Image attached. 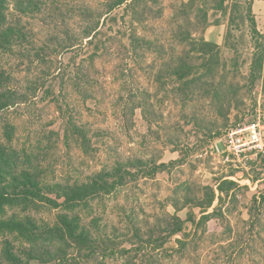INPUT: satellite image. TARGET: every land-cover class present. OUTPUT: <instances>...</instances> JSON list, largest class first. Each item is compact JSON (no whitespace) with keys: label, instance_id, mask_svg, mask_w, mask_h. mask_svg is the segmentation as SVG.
<instances>
[{"label":"rangeland","instance_id":"374dc122","mask_svg":"<svg viewBox=\"0 0 264 264\" xmlns=\"http://www.w3.org/2000/svg\"><path fill=\"white\" fill-rule=\"evenodd\" d=\"M106 1L44 0L39 11L23 17L10 6L8 19L21 21L25 36L0 52V68L19 97L18 104L0 113V140L5 143L4 126L11 125L9 145L30 160H23L25 167L39 168L44 182L82 183L117 163L148 164L126 185L78 210L91 233L102 232L114 250L90 259L73 254L70 260L264 264V153L255 156L250 146L237 147L247 143L246 132L228 143L229 133L257 123L259 113L264 137V82L249 78L255 42L243 22L250 10L264 36V0H216L224 2L226 14L209 1L201 5L206 21L195 10L183 9L188 0H136L129 9L121 6L109 14ZM231 5L236 6L233 14ZM82 8L91 20L80 13ZM91 21L98 27L87 38ZM186 32L219 48L214 78L207 79L222 84L217 92L225 100L221 112H226V98L235 99L228 119L218 115L219 104L206 87H182L170 76L167 64L188 50L179 39ZM130 35L150 44L131 46ZM205 71L197 64L194 73ZM72 124L85 129L87 152ZM152 164H163L164 170L148 176ZM223 181L234 186L219 201L217 187ZM212 191L214 202L204 214L197 207L175 212L169 204L176 198L205 206ZM57 213L40 206L31 214L53 224ZM175 214L183 221L190 215L194 223L169 238L168 223Z\"/></svg>","mask_w":264,"mask_h":264},{"label":"trees","instance_id":"16d2710c","mask_svg":"<svg viewBox=\"0 0 264 264\" xmlns=\"http://www.w3.org/2000/svg\"><path fill=\"white\" fill-rule=\"evenodd\" d=\"M44 0H0V52L6 53L13 46L24 39L25 29L21 21L10 22L7 11L12 6L13 11L20 17L29 16L40 10ZM209 1L217 3L216 0H188L182 3L186 12L195 10L197 16L202 14L206 21V11L201 5L206 6ZM136 0H107L103 4L106 14L114 9L125 6L129 9ZM218 9L227 13L224 2L220 1ZM232 14L236 12V6H232ZM80 13L84 16H92L88 9H81ZM233 21V19H232ZM231 21V22H232ZM248 23L252 40L255 42V51L252 55L250 64L249 78L252 82L262 80L261 74L264 59V36L261 35L256 23L249 10L243 22ZM91 21L89 30L86 31L87 38L97 30L98 24ZM233 23V22H232ZM181 27V26H180ZM179 27V29H180ZM230 31L228 32V37ZM181 43L188 47L184 55L176 61L170 60L167 69H171V77H174L182 87L190 88L197 84L209 90L212 102L219 104L218 115L228 119L235 99L226 98V112H221L220 106L225 102L223 97L218 95V90L222 84L216 86L207 77L214 78L215 66L219 62V48L216 44L206 41L204 38H194L189 32L179 36ZM131 46L141 42L149 45L145 40L130 35ZM197 64L201 68L207 69L201 75L194 73ZM11 77L0 68V113L18 104L19 97L10 88ZM72 133L78 139L82 149L87 152L90 147L86 143L87 134L85 129L76 124H72ZM3 137L5 143L0 140V264H75L70 260L73 254L81 258L90 259L96 253H105L114 250L115 244L110 243L102 232L96 231V237L86 227L81 215L78 213L80 208L87 209L89 201L96 196L109 195L118 187L126 185L138 171L147 167L148 164L141 160L126 161L117 163L110 171H101L86 182L74 184L46 183L41 178L38 167H25L24 161L30 163L26 156L9 144L13 138V127L9 124L4 126ZM165 165H151L148 176H154L164 170ZM137 170V171H134ZM144 172V171H143ZM145 173V172H144ZM234 183L223 181L218 187L219 201L228 195V191ZM214 192L207 199L205 206H196L194 201L183 199H169V204L175 212H180L187 207L200 208L202 214L212 206L214 202ZM40 206H45L53 210H59L53 224L38 221L32 212ZM217 212V209H215ZM214 212V213H215ZM213 213V214H214ZM211 215V214H209ZM204 217V219H207ZM194 223V219L189 215L186 220H181L176 214L170 217L169 238L179 235L184 230V225ZM188 236V235H186ZM20 243L16 247L15 241ZM183 247L185 242L178 241Z\"/></svg>","mask_w":264,"mask_h":264},{"label":"built area","instance_id":"2783aa9c","mask_svg":"<svg viewBox=\"0 0 264 264\" xmlns=\"http://www.w3.org/2000/svg\"><path fill=\"white\" fill-rule=\"evenodd\" d=\"M260 111V110H259ZM264 116V113L262 114ZM261 114H258V121L257 123H253L245 128L237 129L235 131H232L228 134V143H233L234 136H239L240 134H243L246 132L247 135V143L239 144L237 147H245L250 146L249 149L253 150L255 156L261 155L264 153V137L260 133L259 128V119ZM237 142H241L242 139L238 137L236 139ZM244 149H241L243 151ZM226 151H229V148L226 147Z\"/></svg>","mask_w":264,"mask_h":264},{"label":"crops","instance_id":"0c3cea01","mask_svg":"<svg viewBox=\"0 0 264 264\" xmlns=\"http://www.w3.org/2000/svg\"><path fill=\"white\" fill-rule=\"evenodd\" d=\"M263 65H264V59H263Z\"/></svg>","mask_w":264,"mask_h":264}]
</instances>
